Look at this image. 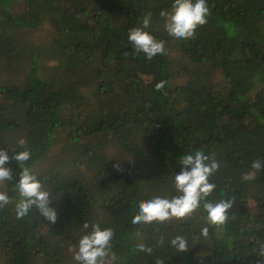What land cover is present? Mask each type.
Returning a JSON list of instances; mask_svg holds the SVG:
<instances>
[{
    "label": "trees",
    "instance_id": "16d2710c",
    "mask_svg": "<svg viewBox=\"0 0 264 264\" xmlns=\"http://www.w3.org/2000/svg\"><path fill=\"white\" fill-rule=\"evenodd\" d=\"M0 254L264 264V0H0Z\"/></svg>",
    "mask_w": 264,
    "mask_h": 264
},
{
    "label": "rangeland",
    "instance_id": "374dc122",
    "mask_svg": "<svg viewBox=\"0 0 264 264\" xmlns=\"http://www.w3.org/2000/svg\"><path fill=\"white\" fill-rule=\"evenodd\" d=\"M46 30L48 29V28H45ZM48 31V30H47ZM57 151V150H56ZM1 261H2V256H1V254H0V263H1Z\"/></svg>",
    "mask_w": 264,
    "mask_h": 264
}]
</instances>
